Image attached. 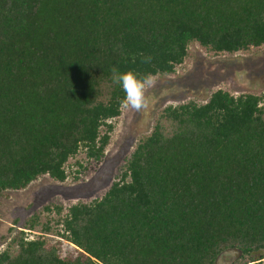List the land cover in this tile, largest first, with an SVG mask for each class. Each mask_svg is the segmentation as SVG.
<instances>
[{"label":"trees","instance_id":"obj_1","mask_svg":"<svg viewBox=\"0 0 264 264\" xmlns=\"http://www.w3.org/2000/svg\"><path fill=\"white\" fill-rule=\"evenodd\" d=\"M191 44L263 48L264 0H0V195L98 162L124 107L111 70L170 76ZM43 212L0 264H264V93L164 107L103 197Z\"/></svg>","mask_w":264,"mask_h":264},{"label":"rangeland","instance_id":"obj_2","mask_svg":"<svg viewBox=\"0 0 264 264\" xmlns=\"http://www.w3.org/2000/svg\"><path fill=\"white\" fill-rule=\"evenodd\" d=\"M218 89L233 96L264 93V47L232 56L213 57L198 45L191 44L187 58L175 73L157 76L156 84L147 89V107L136 111L124 106L121 117L110 121L114 126L110 143L98 162L87 160L81 151L69 160L66 166L69 176L64 183L44 176L23 191H7L0 195V251L9 242L10 228L22 230L26 221L35 214H40L41 223L46 221L48 214L43 212L44 206L60 205L62 214H65L78 202L88 204L103 197L138 141L150 134L161 109L189 100L204 103ZM77 162L84 170L75 165ZM47 236L50 244L60 241L61 256L73 252L72 247L59 237Z\"/></svg>","mask_w":264,"mask_h":264},{"label":"clouds","instance_id":"obj_3","mask_svg":"<svg viewBox=\"0 0 264 264\" xmlns=\"http://www.w3.org/2000/svg\"><path fill=\"white\" fill-rule=\"evenodd\" d=\"M150 59V57H145L144 62L148 63ZM111 81L114 85H118L124 93L121 103L125 107L140 111L148 105L146 91L156 84V77L151 72L141 74L132 69L121 72L113 68Z\"/></svg>","mask_w":264,"mask_h":264},{"label":"built area","instance_id":"obj_4","mask_svg":"<svg viewBox=\"0 0 264 264\" xmlns=\"http://www.w3.org/2000/svg\"><path fill=\"white\" fill-rule=\"evenodd\" d=\"M23 231H25V230H23Z\"/></svg>","mask_w":264,"mask_h":264}]
</instances>
